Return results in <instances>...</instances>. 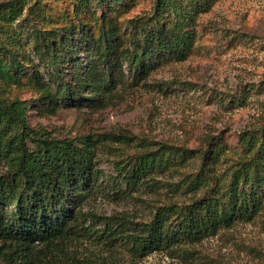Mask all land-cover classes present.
Masks as SVG:
<instances>
[{"label":"trees","instance_id":"trees-1","mask_svg":"<svg viewBox=\"0 0 264 264\" xmlns=\"http://www.w3.org/2000/svg\"><path fill=\"white\" fill-rule=\"evenodd\" d=\"M103 1L96 0L97 7L103 8ZM112 1L108 11L116 12L122 0ZM90 3H74L78 22L47 29L38 27L46 23L41 0L0 4V85L25 79L50 113L80 100L92 109L104 108L126 75L140 82L159 59L185 61L195 45L197 17L213 0H154L150 14L130 20L127 34H120L118 20L103 12L94 25L82 23ZM18 21L26 26L37 64L15 44ZM29 107V101L0 96V264H76L68 250L83 240L109 248L119 243L137 257L172 251L249 222L264 205L262 125L239 134V156L225 182L214 169L222 149L210 141L205 150L161 144L125 165L115 163V184L131 190L152 187L154 172L196 157L198 171L187 177L186 190L204 196L188 205L159 207L144 223L96 215L85 208L102 192L105 178L96 162L99 136L52 138L30 127Z\"/></svg>","mask_w":264,"mask_h":264},{"label":"rangeland","instance_id":"rangeland-1","mask_svg":"<svg viewBox=\"0 0 264 264\" xmlns=\"http://www.w3.org/2000/svg\"><path fill=\"white\" fill-rule=\"evenodd\" d=\"M8 1L0 0V4ZM41 1L46 23L38 27L77 21L73 13L76 0ZM90 2L82 23L94 25L103 12L118 20L120 34H127L132 31L130 20L150 14L154 0H122L116 12L108 11L112 0H104L103 8L97 7L96 0ZM25 27L20 21L14 24L15 44L37 64L27 46ZM195 30V45L185 61L159 59L148 78L140 82L126 75L113 100L101 109L80 100L50 113L25 79L6 88L0 85V96L29 101L31 128L55 139L99 136L96 162L105 178L102 192L90 198L86 210L144 223L159 207L188 205L204 196L186 190L187 177L198 171L196 157L154 172L151 188L131 190L120 181L115 184L114 164L125 165L161 144L205 150L210 141L222 149L214 169L225 182L239 156V134L264 125V0H213L198 15ZM68 254L76 255V264H264V205L251 221L235 223L215 236L172 251L137 257L119 243L109 248L99 241L83 240L71 245Z\"/></svg>","mask_w":264,"mask_h":264}]
</instances>
